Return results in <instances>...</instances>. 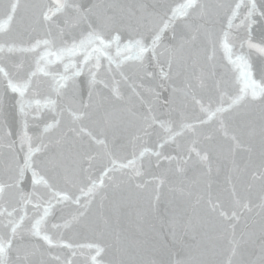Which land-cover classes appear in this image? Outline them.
Listing matches in <instances>:
<instances>
[{
    "label": "snow or ice",
    "instance_id": "6c2138e0",
    "mask_svg": "<svg viewBox=\"0 0 264 264\" xmlns=\"http://www.w3.org/2000/svg\"><path fill=\"white\" fill-rule=\"evenodd\" d=\"M0 264H264V0H0Z\"/></svg>",
    "mask_w": 264,
    "mask_h": 264
},
{
    "label": "water",
    "instance_id": "95a60500",
    "mask_svg": "<svg viewBox=\"0 0 264 264\" xmlns=\"http://www.w3.org/2000/svg\"><path fill=\"white\" fill-rule=\"evenodd\" d=\"M256 56L258 57V54H256ZM255 63V68H254V74L256 73V71H258V59L254 60Z\"/></svg>",
    "mask_w": 264,
    "mask_h": 264
}]
</instances>
